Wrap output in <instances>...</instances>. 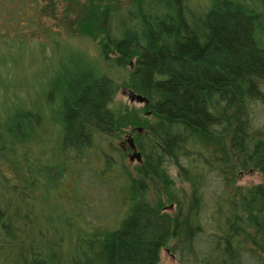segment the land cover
Segmentation results:
<instances>
[{
    "label": "trees",
    "instance_id": "obj_1",
    "mask_svg": "<svg viewBox=\"0 0 264 264\" xmlns=\"http://www.w3.org/2000/svg\"><path fill=\"white\" fill-rule=\"evenodd\" d=\"M81 3L74 28L97 53L62 48L43 103L0 101V164L18 179L0 172V264H157L160 247L186 264H264V192L233 184L248 168L264 181V120L253 116L264 113V0ZM44 6L0 0V31L19 30L18 15L35 24ZM119 87L144 96L139 109L114 100ZM134 125L131 172L111 138ZM58 184L68 199L53 238L30 209ZM98 185L110 198L101 212L88 204Z\"/></svg>",
    "mask_w": 264,
    "mask_h": 264
},
{
    "label": "rangeland",
    "instance_id": "obj_2",
    "mask_svg": "<svg viewBox=\"0 0 264 264\" xmlns=\"http://www.w3.org/2000/svg\"><path fill=\"white\" fill-rule=\"evenodd\" d=\"M44 8L41 14L36 20L35 24H28L26 21V15H18L13 17V21L21 26L16 32L13 31H0V42L3 37L10 38L17 37L23 41L10 43H0V64L4 63L0 71V101H11L14 96L26 103L27 105L34 107L39 102L43 103V99L47 93V87L49 80L57 74V71L61 67L63 60L61 57L62 48L65 46H79L85 49L88 53L95 55L97 53L95 39L87 35L79 34L74 28L77 14L81 9V2L79 0L77 4H66L59 1L42 0ZM130 0H111L115 5L119 7L124 6ZM52 3H54L52 5ZM8 18V17H7ZM7 20V19H6ZM9 20V19H8ZM52 40H56V43H52ZM39 51L34 54L33 51ZM65 53V51L63 52ZM42 55L44 57L42 58ZM9 80L5 89L1 86L2 82ZM16 83V84H15ZM15 84L13 87L10 85ZM17 84L21 85L19 88L15 87ZM21 90V91H17ZM15 94V95H14ZM114 100L118 103H125L127 106H133L137 109L141 106V102L136 100H129L127 97L126 88L119 87L114 93ZM148 116V115H147ZM254 122H263L264 113L259 108L253 112ZM258 126V125H257ZM135 127H139L135 129ZM252 127H256L253 125ZM141 125H134L125 127V131L119 134L118 138H111L114 146L120 148L122 152V162L125 163L128 169L133 171V166L137 163V160L132 157L129 159V149L125 138L130 135L133 141L132 133L134 131L140 132ZM250 132L253 128H248ZM42 135L39 139L40 148L48 150L50 146L55 143L54 138H50V128L45 132L40 131ZM38 131L35 132V139L38 136ZM134 142V141H133ZM34 149L38 144L31 145ZM37 149V148H36ZM137 150V149H136ZM4 165V166H3ZM0 164V168L3 167L0 172L2 176H6L8 181H18L16 173L9 168V163ZM170 177L174 178V185L176 187L181 186L185 189L186 182L176 179L175 169L172 166L167 168ZM87 175V174H86ZM68 178V177H64ZM65 180H63L64 183ZM69 182L70 179H67ZM75 184V183H74ZM234 185L242 187L255 185L260 192H264V181L261 173L256 169L241 170L234 176ZM101 186L91 188L93 193L97 192L94 201L88 200V204L97 211L100 208L107 207L109 199L105 197V191ZM98 188L100 189L98 191ZM208 190L210 185H208ZM65 189L63 184H58V187H48L43 190L42 195L38 199L31 200V216L34 220L33 223L41 224L44 226L45 232L48 236L56 237L58 231H61V218L64 214V207L67 205L68 198H62L61 192ZM207 192V191H206ZM155 190L149 188L145 194L147 199H152ZM77 202V198L72 199ZM17 204V203H16ZM165 208L168 206L173 207V203H164ZM181 259V258H180ZM178 259L177 252L169 250L168 247H160L158 249V261L157 264H186L184 261Z\"/></svg>",
    "mask_w": 264,
    "mask_h": 264
},
{
    "label": "water",
    "instance_id": "obj_3",
    "mask_svg": "<svg viewBox=\"0 0 264 264\" xmlns=\"http://www.w3.org/2000/svg\"><path fill=\"white\" fill-rule=\"evenodd\" d=\"M126 92H127V97L129 100H136L138 102L144 101V96L141 95L140 93L134 92L130 89H126ZM138 128L139 127H135V129H138ZM125 141L127 142L129 149L131 150V152L129 153V159L134 157L136 160H139L140 158L139 151L136 150L134 142L132 141V138L130 137V135H127V137L125 138Z\"/></svg>",
    "mask_w": 264,
    "mask_h": 264
},
{
    "label": "flooded vegetation",
    "instance_id": "obj_4",
    "mask_svg": "<svg viewBox=\"0 0 264 264\" xmlns=\"http://www.w3.org/2000/svg\"><path fill=\"white\" fill-rule=\"evenodd\" d=\"M134 145H135V143H134ZM135 148H136V146H135ZM137 149V148H136ZM140 154V153H139Z\"/></svg>",
    "mask_w": 264,
    "mask_h": 264
}]
</instances>
